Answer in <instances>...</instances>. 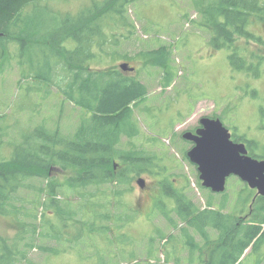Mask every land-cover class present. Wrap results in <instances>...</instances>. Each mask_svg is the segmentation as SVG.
Instances as JSON below:
<instances>
[{
  "label": "rangeland",
  "instance_id": "374dc122",
  "mask_svg": "<svg viewBox=\"0 0 264 264\" xmlns=\"http://www.w3.org/2000/svg\"><path fill=\"white\" fill-rule=\"evenodd\" d=\"M107 1L43 0L24 12L22 31L25 28L27 32L48 35L68 21L77 23L80 18L90 16L97 6L102 10ZM196 1L134 0L121 6L125 23L119 22L117 14L109 11L93 27L95 33L104 34V42L92 49L93 59L87 62L90 69L122 71L120 65L128 64L134 69L126 72L128 76L147 88L146 98L134 107L133 119L139 134L130 139L123 137L119 147L123 151H142L149 155L154 168L139 176L131 175L130 186L114 184L102 190L111 196L110 216L117 205L121 208L111 219L112 223L97 221L98 226L111 229L94 233L88 232L83 217L94 215L92 211L101 207V197L85 202L81 194L88 196L95 190L88 189L77 195L72 191L67 193L57 185L64 182L65 176L53 178V183H57L52 184L57 186L55 199L63 217L45 212V221L52 215L49 225L41 222V215L36 221L25 219L27 222L23 224H18L11 216H0V239L19 251L16 264H177V259L179 264H189L190 249L182 231L187 230L198 243H202V239L185 223L177 221L171 195L162 197L165 187L183 194L198 211L206 209L210 199L212 209L247 221L253 190L247 193L250 190H246L247 185L234 176L227 179L225 192L221 194L205 189L196 166L186 156L191 145L183 139L182 133L194 126L198 118L213 115L231 128L233 134L243 136L239 138L242 141L250 139L253 145H248V141V151L254 148L256 155L264 158V59L262 62L250 59L255 64L249 67L252 73L232 66L229 60L232 51L215 47L212 32L200 24ZM203 3L206 5V0H201V6ZM98 9L93 15L99 13ZM249 28L264 41L263 23L252 22ZM61 37L58 35L53 40L61 42ZM248 38L253 41L252 37ZM70 39L63 45L72 50L77 44ZM236 41L245 63H250L245 59L253 51H262L264 55V46L245 39ZM8 45V53L0 63V134H4L0 139L4 158L10 155L8 142L18 141L20 133L44 125L70 137L84 114L82 108L67 101L55 86L33 77V70L23 66L21 45ZM161 48L171 53L169 86H166L163 70L152 66L150 59L144 60V55L149 58L148 53ZM33 51L42 63L47 51L41 46ZM244 62L238 65L245 66ZM117 163L120 169L125 166L119 160ZM139 178L146 182L145 191L136 185ZM47 184V181L41 182L43 186ZM115 193L123 195L116 199ZM223 201L225 208L221 210ZM104 203L102 200V205ZM86 205L88 212H80ZM99 210L100 214H106L105 210ZM163 211L175 226L170 225ZM73 213L75 215L70 216ZM66 216L73 219L65 220ZM81 221L84 223L76 224ZM24 230L28 232L23 233ZM208 233L211 239L217 237L214 231ZM79 235L83 237L71 243ZM42 247L57 252L43 251ZM261 248L260 258L264 264V245ZM207 252L208 248L203 249V259ZM256 260L248 249L241 264H255Z\"/></svg>",
  "mask_w": 264,
  "mask_h": 264
},
{
  "label": "trees",
  "instance_id": "16d2710c",
  "mask_svg": "<svg viewBox=\"0 0 264 264\" xmlns=\"http://www.w3.org/2000/svg\"><path fill=\"white\" fill-rule=\"evenodd\" d=\"M42 1L0 0V63L8 53V44L21 45L23 66L29 68V71L33 70L32 76L55 86L67 101L82 108L84 114L70 137L63 135L59 129L51 130L44 125L20 133L18 141L8 142L11 148L8 158L2 155L3 141L0 139V216H11L18 224H23L25 219L36 221L40 215L41 222L49 224L52 215H48L45 221V212L63 217L64 215L59 214L62 209H59L55 199L57 186L52 185L57 184L52 179L61 175L65 176V180L57 185L65 188L67 193L72 191L77 195L92 189L95 193H87L88 196L82 193L80 198L89 202L90 199L93 201L101 197L99 209L105 210L106 214H100L97 209L92 211L94 215L83 217V221L87 223L90 233L106 231L110 226L100 227L98 222L104 220L112 223L113 217L117 216L116 211L121 207L117 205L110 216L109 211L113 208L111 196L102 190L114 184L130 186L131 175L139 176L154 168L149 155L142 151H123L119 147L123 137L130 139L139 134L137 123L133 119L134 107L146 98L147 88L117 68L94 71L87 65L88 60L93 59L92 49L100 47L104 42V34L100 31L95 33L93 27L109 11L117 14L119 22L125 23L121 6L134 0H109L102 10L97 6L90 16L80 18L77 23L68 21L48 35L27 32L25 28L22 31L24 12L29 6ZM195 8L200 14L202 27L212 32L213 45L232 51L229 55L231 65L252 73L253 70L249 67L255 64L250 61L253 59L262 62V51L256 50L247 55L245 60L250 62L247 64L241 57L240 47L235 43L237 39L249 42L251 39L248 37H252L256 45L264 46V41L249 34L252 22L264 24V0H206V5L203 3L202 6L201 0H198ZM97 9L99 13L93 15ZM58 35H62L61 42L53 40ZM69 38L77 44L72 50L63 45ZM40 46L47 51L42 63L39 56L33 55V50ZM148 54L149 58L144 55V60L150 59L152 66L163 70L166 86H169L171 79L168 66L171 53L166 48H161ZM241 62L245 66L238 65ZM254 71L257 77V70ZM3 135L0 134V138ZM249 155L258 160L264 159L256 155L254 148ZM118 160L125 164L121 169L120 165L118 167ZM46 181V186L41 185V182ZM163 190L162 197L169 193L175 202L177 221L185 223L202 239V243H198L187 230L182 231L190 249L189 264H241V258L248 249L257 257L255 264H262L260 251L264 245V197L252 196L247 221H242L212 209L213 202L210 199L207 201V208L198 211L183 194L166 187ZM247 193L252 191L248 190ZM122 195L123 193L114 194L116 199ZM102 200H105L103 205ZM223 208L224 201L221 210ZM88 209L86 205L80 212H88ZM163 215L171 226H175L168 213L163 211ZM68 218L73 219L66 216L65 220ZM209 230L217 234L215 239L210 238ZM26 232L28 231H23ZM81 237L83 236L79 235L71 243H77ZM61 240L60 237L59 241ZM205 248H208V252L203 259L202 251ZM41 249L50 253L57 252L44 247ZM17 255L19 251L14 246L9 247L5 240L0 239V264H16ZM179 262L177 259L175 263Z\"/></svg>",
  "mask_w": 264,
  "mask_h": 264
},
{
  "label": "water",
  "instance_id": "95a60500",
  "mask_svg": "<svg viewBox=\"0 0 264 264\" xmlns=\"http://www.w3.org/2000/svg\"><path fill=\"white\" fill-rule=\"evenodd\" d=\"M120 69L134 70L128 64H121ZM201 123L204 128L197 134L186 132L182 137L194 144L187 158L196 166L202 186L221 194L225 192L227 179L234 176L256 191V196L264 197V159L251 157L244 143L233 142L220 120L202 119ZM145 183L143 178L136 181L141 190Z\"/></svg>",
  "mask_w": 264,
  "mask_h": 264
},
{
  "label": "flooded vegetation",
  "instance_id": "af4514ba",
  "mask_svg": "<svg viewBox=\"0 0 264 264\" xmlns=\"http://www.w3.org/2000/svg\"><path fill=\"white\" fill-rule=\"evenodd\" d=\"M249 34H251V35H254L252 32H251V30H249ZM249 41H252V40H249ZM254 41V40H253ZM252 41V42H253ZM254 43V42H253ZM134 71V70H133ZM128 72V71H127ZM202 119H209V120H220L219 118H217L216 116H213V115H206V116H202V117H200V118H198V120H197V122L195 123V125L194 126H192L190 129H188V130H185L183 133H182V136L186 133V132H190V133H192V134H197V131L198 130H201V129H203L204 128V126L202 125V123H201V120ZM222 124H223V126L225 127V125H224V123L223 122H221ZM227 130H228V132H229V134H230V136H231V140L233 141V142H237V143H244L245 144V146L247 147V149H248V145H253L252 144V142H251V140L250 139H248V138H245L246 140H244V141H242V139H239V138H243V136H241L240 134H236V133H234L233 134V130H231V128H227V127H225ZM233 131V132H232ZM248 141L250 142V143H248ZM247 143H248V145H247ZM188 144H190L191 145V148L194 146V144L192 143V142H189L188 141ZM190 148V149H191ZM186 156H187V153H186ZM197 169V168H196ZM147 189V186H146V183H145V187H144V189L142 190V191H145ZM253 196L255 197L256 196V191H254L253 190ZM254 197H253V199H254ZM251 208V207H250ZM249 208V209H250ZM217 210V209H216ZM251 210V209H250ZM249 210V211H250ZM203 211V210H202Z\"/></svg>",
  "mask_w": 264,
  "mask_h": 264
}]
</instances>
